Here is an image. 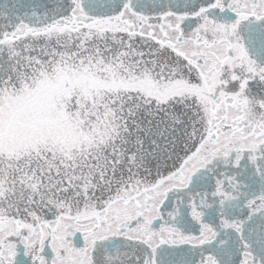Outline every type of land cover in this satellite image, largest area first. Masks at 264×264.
Masks as SVG:
<instances>
[{
  "label": "snow or ice",
  "instance_id": "1",
  "mask_svg": "<svg viewBox=\"0 0 264 264\" xmlns=\"http://www.w3.org/2000/svg\"><path fill=\"white\" fill-rule=\"evenodd\" d=\"M0 264H264V0H0Z\"/></svg>",
  "mask_w": 264,
  "mask_h": 264
}]
</instances>
